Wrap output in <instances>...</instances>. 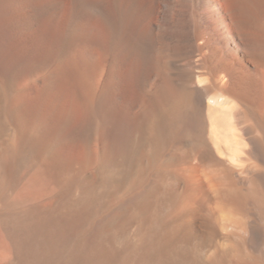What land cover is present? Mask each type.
I'll use <instances>...</instances> for the list:
<instances>
[{
    "label": "bare ground",
    "instance_id": "1",
    "mask_svg": "<svg viewBox=\"0 0 264 264\" xmlns=\"http://www.w3.org/2000/svg\"><path fill=\"white\" fill-rule=\"evenodd\" d=\"M0 22L14 79L43 71V136L99 166L54 226L13 212L6 264H264V0H0ZM122 208L135 226L106 232Z\"/></svg>",
    "mask_w": 264,
    "mask_h": 264
},
{
    "label": "rangeland",
    "instance_id": "2",
    "mask_svg": "<svg viewBox=\"0 0 264 264\" xmlns=\"http://www.w3.org/2000/svg\"><path fill=\"white\" fill-rule=\"evenodd\" d=\"M58 27L59 22L47 23L45 29L42 30L43 33L48 35V44L50 43L54 51L57 50L59 41ZM0 37V264H6L11 258L10 254L13 253L10 241L5 234L7 226H11L10 218L13 212L17 210L36 212L41 210L42 205L47 204L52 207L48 208L42 226H54V220L60 213L62 215L71 208L70 204L74 201V195L78 187L93 189L98 185L99 174L96 170L99 166H94L93 163H85L82 160L83 150L80 147H78L79 149L69 148L71 151L64 148L65 151L61 146L48 143L40 126L43 121L42 106H39L43 102L42 93L44 90L41 81L43 71L23 72L21 79H14L13 65L25 54L23 40L13 34L1 22ZM35 48L37 49V47ZM35 48L33 47L30 53L33 59L38 57ZM34 54L36 55L34 56ZM35 109L36 112L34 113ZM40 113L41 117H38ZM24 128L30 130L32 128L34 134L32 135L31 131H28L30 136L28 138L24 134V140L20 143L17 153L14 154V157L6 160V172L2 173L1 176V165L5 162L3 158L6 159L7 157L5 153L9 144ZM37 129L40 132L36 134ZM62 152H65L66 155ZM58 155L62 157L60 158ZM123 189L124 185L119 189H115L114 193L105 200L106 205L100 203L97 208L99 215L113 211L114 205L123 194ZM59 200L62 202H58ZM130 212V209L127 208L118 210L111 221V225H106L104 230L108 232L121 227H125L127 230L132 229L135 223L129 221ZM252 219L253 216L249 213L247 222H251ZM108 226H112V228ZM221 234H224V232L221 231ZM199 242L208 248H213V245L218 247V235L216 233L211 240H201ZM10 249L12 252H10Z\"/></svg>",
    "mask_w": 264,
    "mask_h": 264
}]
</instances>
